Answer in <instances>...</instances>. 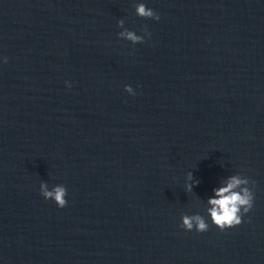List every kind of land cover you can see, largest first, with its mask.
I'll list each match as a JSON object with an SVG mask.
<instances>
[{"label": "clouds", "instance_id": "1", "mask_svg": "<svg viewBox=\"0 0 264 264\" xmlns=\"http://www.w3.org/2000/svg\"><path fill=\"white\" fill-rule=\"evenodd\" d=\"M135 14L140 18L152 19L155 21L160 20L159 13L148 8L144 3L135 4ZM117 27L122 29V31L118 33V37L130 41L133 45L144 43L145 37L150 38L151 36L146 26L143 29V36L137 35L135 31L127 29L123 19L117 21ZM3 62L7 63V57L3 58ZM65 84L67 87H71L69 82L65 81ZM124 90L130 95H135L131 85H125ZM198 183V180L193 179V174L188 172L185 184L187 191L191 192L193 186ZM250 184L252 185L251 188L249 187ZM254 187L255 182L250 181V179L245 176L235 174L223 181V186L214 188L213 196L208 198V207L206 208V213L210 217L211 223L221 232L239 226L243 222L242 217L253 208L255 196L252 189ZM40 194L45 200H53L59 208H64L68 204L66 200L68 194L67 189L62 184L49 189L46 182H41ZM181 220V227L186 231L195 229L196 232L203 233L209 229L208 221L199 213L192 215L182 214Z\"/></svg>", "mask_w": 264, "mask_h": 264}]
</instances>
